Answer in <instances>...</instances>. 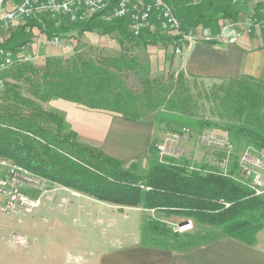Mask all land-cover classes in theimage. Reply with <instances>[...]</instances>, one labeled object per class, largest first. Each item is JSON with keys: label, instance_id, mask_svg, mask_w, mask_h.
<instances>
[{"label": "trees", "instance_id": "trees-1", "mask_svg": "<svg viewBox=\"0 0 264 264\" xmlns=\"http://www.w3.org/2000/svg\"><path fill=\"white\" fill-rule=\"evenodd\" d=\"M168 1L193 32L202 25L215 32L220 19L233 18L237 13L227 0ZM42 21L46 27L32 20L12 31L0 44L13 51L16 59L15 65L4 69L1 75L4 89L0 92V158L43 180L101 202L178 215L209 229L215 238L221 235L254 245L257 234L264 229V197L255 196L236 180L204 173L208 165L200 167L201 171H190L191 163L187 160L161 161L157 139L150 147L147 173L138 174L142 170L140 164L127 170L119 160L78 141L77 133L64 117L51 112L46 105L63 100L85 109L119 115L128 122L152 117L158 132L187 128L202 133L205 128L219 129L237 145L245 143V148L261 150L264 81L250 76L219 80L211 92L205 93L213 107L212 114L226 122L221 125L198 117L202 94H196L195 90L203 78L184 70L156 77L152 67L126 48L128 44L139 50L161 43L172 46L176 37L157 31L135 38L129 32L128 20H115L111 24L94 20L63 29L47 17ZM29 26L41 27L49 38L56 34L65 38L72 31L80 35L118 32L122 53L97 58L77 51L70 57H47L41 64L20 62L22 49L33 43ZM131 74L137 78L135 86L129 81ZM221 200L230 206L226 207ZM147 227L167 244L175 239L193 242L197 237V234L181 237V233H174L166 223L156 220Z\"/></svg>", "mask_w": 264, "mask_h": 264}, {"label": "rangeland", "instance_id": "rangeland-1", "mask_svg": "<svg viewBox=\"0 0 264 264\" xmlns=\"http://www.w3.org/2000/svg\"><path fill=\"white\" fill-rule=\"evenodd\" d=\"M172 7L174 6L172 5ZM176 17L180 21L182 32H190V26L184 24L177 15ZM200 29L201 26L193 33L199 35ZM156 30L160 31L161 35L168 36V29H165L162 25L159 24ZM31 36L33 43L29 47L28 53L33 56L31 60L36 64H41L50 56L70 57L77 51L90 53L97 58L104 55L114 57L122 53L118 32H113L112 35L85 32L84 35H80L78 31H72L67 37L63 38L67 45L63 48L46 44L47 40L37 27L33 28ZM169 37L177 38L172 46L161 43L157 46L150 45L139 50L128 44L126 48L131 54L139 56L143 64L152 67L154 76H167L183 68L181 56L184 54L185 49L189 47V45L183 46V43L178 42V36L169 35ZM177 47L183 50L182 55L176 53L175 49ZM135 79L137 78L133 74L129 75V81L134 86L136 85ZM218 81L208 79L198 81V88L195 92L196 94H202V97L199 98L200 110L198 117L225 125V121H221L212 114L213 107L205 98V93L211 92ZM167 134H170V132H157L155 139H157L158 144L163 141ZM204 136L216 140H224L228 137L227 133L219 129L205 128L202 133L192 130L191 134L185 136L182 134L184 139L179 143L184 155L175 158L170 156L167 159L187 160L189 163L191 161L197 167L210 163V165H213L214 160L221 153L215 151L214 147L203 144ZM230 141L233 140L230 139ZM235 142L232 143L238 146L239 150L248 149L243 146L245 143L237 145ZM148 167L143 168L140 164L142 170L138 174L145 175L149 169ZM7 170L8 168L0 164V264H101L104 258L105 244L114 240L116 231H119V229L124 230L125 226L130 223L129 217L122 215L116 218L114 214H117V210L111 206L100 205L96 202L97 199L62 188V186H57L47 180L41 179L43 182L38 183L31 182L30 175H35L24 169L25 172L16 170L12 173V177L8 176V178L7 174L9 175V173ZM132 171L134 170L132 169ZM2 180H7V183L4 184ZM16 190L30 201L40 199L41 205L31 210V212H27L24 208L12 209L9 206V192H15ZM104 210L108 211L109 218L102 217L101 213ZM148 217L144 220L143 225V241L147 245L161 248H178V245L181 244L183 250H187L188 247L193 248V246H202L210 241L224 239L221 235L219 238H215V235H212L209 229L205 230L195 226L192 232L180 234L181 237L197 234L193 242L175 239V241L167 244L150 232L147 225L156 219L152 216H150L151 219Z\"/></svg>", "mask_w": 264, "mask_h": 264}, {"label": "crops", "instance_id": "crops-1", "mask_svg": "<svg viewBox=\"0 0 264 264\" xmlns=\"http://www.w3.org/2000/svg\"><path fill=\"white\" fill-rule=\"evenodd\" d=\"M226 3H232L237 12L235 16L220 19L215 32L202 25L199 37L218 36L225 24L243 23L250 15L260 19L262 24L254 33L245 34L236 44L226 45L216 41L213 45L203 41V38L190 44L181 56V71L213 81L246 76L264 81V0H227ZM46 107L64 117L71 130L77 132L78 141L119 160L125 169L133 164H141L143 168L149 166L150 147L158 132L152 117L128 122L119 115L85 109L63 100L52 101ZM96 202L115 208L116 218L124 215L130 219L126 228L116 231L114 240L105 244L101 264H264V229L257 234L258 240L251 246L239 240L224 238L202 246L188 247L187 250H183L181 244L178 248H161L147 245L143 241L146 217H154L169 227H172L171 224L188 222L185 221L187 218L170 216L164 212L153 214L143 208L114 205L105 201ZM101 214L109 218L108 211L104 210ZM191 223L193 229L198 226L194 220ZM174 226L176 231L177 225Z\"/></svg>", "mask_w": 264, "mask_h": 264}, {"label": "built area", "instance_id": "built-area-1", "mask_svg": "<svg viewBox=\"0 0 264 264\" xmlns=\"http://www.w3.org/2000/svg\"><path fill=\"white\" fill-rule=\"evenodd\" d=\"M43 17L52 20L59 29L94 20L108 24L113 23L115 20H128L130 23L129 32L135 38H140L146 32L156 34V28L158 29L160 24L168 29V36H178V42L183 43V46L200 41L202 38L207 42L218 41L226 45L236 44L245 34L254 33L255 29L262 24L260 19L250 15L245 18L246 20L243 23L230 22V24H225L218 36L204 35L199 37L193 31L182 32L180 21H178L175 14V7H172L168 0H0V44L5 42L12 31L25 27L32 20H36L39 25L46 27L42 21ZM36 27L47 40L46 44L58 46L59 48L67 47L65 40H63L64 37L60 34L49 38L41 27ZM27 30L32 33L33 28L29 26ZM31 44L22 49L20 62L32 59L33 56L28 53ZM175 51L178 55L183 54V50L178 47ZM12 62H16L13 51H7L0 47V92L4 87L1 79L4 72L3 66ZM182 134L184 136L191 134V130L184 128L180 131L170 132L157 145L161 161L170 156L175 158L184 155V151L179 144L184 139ZM202 142L214 147L215 151L221 153L214 160L213 165L208 164L209 168L204 173H213L236 180L250 189L255 196L264 197V148L257 150L248 147V149L238 150L229 137L224 140H216L204 136ZM238 152L241 153L238 154ZM0 164L8 168L9 175L7 174V177H12L13 172L21 170L17 168L16 164H11L5 158H1ZM189 170L201 171L200 167H196L193 162ZM7 180L2 181L6 184ZM30 180L36 183L43 182L41 178L31 175ZM9 195V206L14 210L24 208L27 212H31V210L41 205L40 199L30 201L28 198L23 197L18 190L9 192ZM221 202L226 207L230 206L224 200H221ZM14 210L12 211L14 212ZM148 210L153 214L158 213L153 209ZM170 226L175 232L174 224Z\"/></svg>", "mask_w": 264, "mask_h": 264}, {"label": "bare ground", "instance_id": "bare-ground-1", "mask_svg": "<svg viewBox=\"0 0 264 264\" xmlns=\"http://www.w3.org/2000/svg\"><path fill=\"white\" fill-rule=\"evenodd\" d=\"M169 3V1H168ZM27 61H31L33 62L32 60H27ZM16 62H12V63H9V64H6L3 66V70L6 69V68H11L13 65H15ZM17 168L18 169H21L22 171H24L21 167H19L17 165ZM25 172V171H24ZM35 177V176H34ZM183 224V225H182ZM184 224H187V225H184ZM194 225L191 223V221H188V222H183L181 224H177V227H176V232L177 233H187V232H191V230L193 229Z\"/></svg>", "mask_w": 264, "mask_h": 264}]
</instances>
